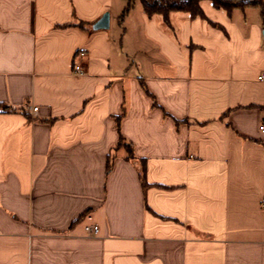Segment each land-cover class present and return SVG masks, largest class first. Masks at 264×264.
<instances>
[{
  "label": "crops",
  "instance_id": "obj_1",
  "mask_svg": "<svg viewBox=\"0 0 264 264\" xmlns=\"http://www.w3.org/2000/svg\"><path fill=\"white\" fill-rule=\"evenodd\" d=\"M139 2L0 0V264H264L262 10Z\"/></svg>",
  "mask_w": 264,
  "mask_h": 264
},
{
  "label": "trees",
  "instance_id": "obj_2",
  "mask_svg": "<svg viewBox=\"0 0 264 264\" xmlns=\"http://www.w3.org/2000/svg\"><path fill=\"white\" fill-rule=\"evenodd\" d=\"M127 7L124 13L121 16L123 20L125 16L132 10L134 4L137 0H126ZM143 6L145 13L150 17L162 16L165 24L173 29L171 15L173 13H183L188 14L192 18H202L206 19V16L201 8L200 3L203 0H139ZM213 2L214 6L217 9H224L229 14H232L234 10H244L249 6L259 7L262 10V14L264 15V0H210ZM155 101V100H154ZM156 105V104H155ZM16 110L7 106L5 104H0V112L3 113H13ZM121 118H118V127L120 128ZM126 146L128 150V159L136 160L137 158L134 155L133 147L131 144H127L126 140L123 136L120 137V144ZM112 163L109 161L107 173H109L112 169ZM139 174L140 179L143 183L144 188L146 189L149 184L146 179V163L144 160H139Z\"/></svg>",
  "mask_w": 264,
  "mask_h": 264
},
{
  "label": "built area",
  "instance_id": "obj_3",
  "mask_svg": "<svg viewBox=\"0 0 264 264\" xmlns=\"http://www.w3.org/2000/svg\"><path fill=\"white\" fill-rule=\"evenodd\" d=\"M75 73L78 74V75H83V74H85V70H84V68L80 64H78L75 67ZM261 79L264 80V74L261 76ZM37 112H38V108L35 107L33 109V112H32V114H33L34 117L37 115ZM260 129L264 133V124L261 125ZM87 230L89 232H91V231L97 232L98 231V227L97 226L88 227Z\"/></svg>",
  "mask_w": 264,
  "mask_h": 264
},
{
  "label": "water",
  "instance_id": "obj_4",
  "mask_svg": "<svg viewBox=\"0 0 264 264\" xmlns=\"http://www.w3.org/2000/svg\"><path fill=\"white\" fill-rule=\"evenodd\" d=\"M95 29H108L110 27V15L105 14L96 24Z\"/></svg>",
  "mask_w": 264,
  "mask_h": 264
},
{
  "label": "rangeland",
  "instance_id": "obj_5",
  "mask_svg": "<svg viewBox=\"0 0 264 264\" xmlns=\"http://www.w3.org/2000/svg\"><path fill=\"white\" fill-rule=\"evenodd\" d=\"M138 4H139V6H142L140 2H139ZM140 8H141V7H140Z\"/></svg>",
  "mask_w": 264,
  "mask_h": 264
}]
</instances>
